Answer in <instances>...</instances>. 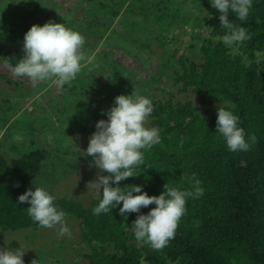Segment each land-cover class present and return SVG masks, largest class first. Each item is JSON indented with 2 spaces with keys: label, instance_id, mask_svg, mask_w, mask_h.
I'll return each mask as SVG.
<instances>
[{
  "label": "trees",
  "instance_id": "16d2710c",
  "mask_svg": "<svg viewBox=\"0 0 264 264\" xmlns=\"http://www.w3.org/2000/svg\"><path fill=\"white\" fill-rule=\"evenodd\" d=\"M87 1L94 7L104 3ZM136 1L127 6L131 13ZM115 2L114 15H118L127 0ZM151 8L142 7L140 15L166 19L168 1ZM203 9L210 37L202 43L199 62L180 58L174 84L180 94L191 92L212 107L201 110L192 100L172 96L151 99L148 127L159 129L160 142L144 153V165L134 170L138 176L121 181L120 186L143 185V191L158 196L167 183L189 188L195 174L205 193L199 199H188L174 238L159 251L135 239L130 227L138 213L129 214L126 220L117 207L94 215L101 197L89 207L74 199H55L60 209L81 222L82 243L90 247L82 264H264V0H253L246 21L230 16L251 37L242 42L241 54L233 53L222 41L226 30L209 0ZM29 28H0V54L8 57V48L17 39L23 42ZM219 107L239 116L246 138L256 136L248 151L228 150L217 133ZM0 119L2 124L8 122ZM47 153L46 149L34 150L11 162L0 153L1 231L41 229L27 214L30 205L20 203L18 197L29 188L41 187L36 179ZM154 207L142 208L141 213Z\"/></svg>",
  "mask_w": 264,
  "mask_h": 264
},
{
  "label": "rangeland",
  "instance_id": "374dc122",
  "mask_svg": "<svg viewBox=\"0 0 264 264\" xmlns=\"http://www.w3.org/2000/svg\"><path fill=\"white\" fill-rule=\"evenodd\" d=\"M86 1L0 0L2 29L23 30L53 21L85 38L82 70L63 88L52 80L34 85L28 78L12 75L8 65L14 66L23 57L22 40L8 48V57L0 54V118L8 120L2 124L0 119V153L11 162L30 151L46 149L48 157L36 182L56 199H74L89 207L103 190L100 196L87 185L104 173L85 152L96 123L107 119L115 97L130 95L135 89L150 99L172 96L192 100L201 110L212 106L202 104L191 92L180 94L174 84L180 58L199 62L202 43L210 37L203 9L206 0H137L133 13L127 10L132 0H127L118 15H114L117 0H104L103 6L95 7ZM161 1H168L166 19L140 15L142 7ZM241 45L228 46L241 54ZM64 219L70 229L64 235L59 225L0 230V249L22 247L24 264L34 260L37 264L85 263L83 256L90 247L82 243L81 222L69 213Z\"/></svg>",
  "mask_w": 264,
  "mask_h": 264
},
{
  "label": "clouds",
  "instance_id": "9594fccd",
  "mask_svg": "<svg viewBox=\"0 0 264 264\" xmlns=\"http://www.w3.org/2000/svg\"><path fill=\"white\" fill-rule=\"evenodd\" d=\"M209 3L219 13L220 25L226 30L223 36L226 44L241 43L251 38L246 28L234 23L230 16L246 21L253 8V0H209ZM211 16L212 13L208 17ZM84 44V36L64 23L34 24L24 35L23 57L14 66L9 63L8 67L14 77L28 78L34 85L52 80L58 88H63L71 84L82 70L84 56L81 50ZM152 111V100L135 89L130 95H118L106 113L107 119L96 123V131L89 137L85 153L100 173H107L98 174L87 185L89 191L94 190L99 195L103 190L93 214H106L119 207L120 215L127 220L129 214L138 213L130 227L135 239L159 251L174 238L187 211L188 199H199L205 190L195 174L189 188L170 187L167 183L165 191L158 196L143 191V185L120 186L121 181L138 176L134 170L144 165V153L160 142L159 129L146 126ZM239 119L232 110L218 108L217 133L231 152L248 151L257 140L254 134L246 138ZM55 199L44 187L29 188L18 197L20 203L30 205L26 208L27 214L40 228L59 225V232L64 235L70 229L64 219L65 212L54 203ZM153 204L156 207L147 214L141 213L142 208ZM24 253L22 247L0 249V264H24ZM32 264H37V261Z\"/></svg>",
  "mask_w": 264,
  "mask_h": 264
},
{
  "label": "crops",
  "instance_id": "0c3cea01",
  "mask_svg": "<svg viewBox=\"0 0 264 264\" xmlns=\"http://www.w3.org/2000/svg\"><path fill=\"white\" fill-rule=\"evenodd\" d=\"M2 144H0V152L3 150V147L1 146ZM4 153V152H3Z\"/></svg>",
  "mask_w": 264,
  "mask_h": 264
}]
</instances>
